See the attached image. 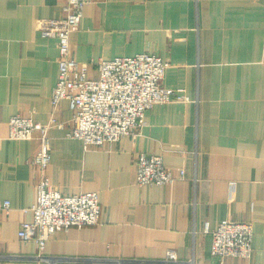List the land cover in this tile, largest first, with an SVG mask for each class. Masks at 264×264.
Wrapping results in <instances>:
<instances>
[{"label":"crops","instance_id":"crops-1","mask_svg":"<svg viewBox=\"0 0 264 264\" xmlns=\"http://www.w3.org/2000/svg\"><path fill=\"white\" fill-rule=\"evenodd\" d=\"M63 1L0 0V264H48L25 258L38 244L18 234L37 200L40 170L32 159L40 145L35 137L9 138L15 114L56 118L48 170L54 188L100 195V222L55 233L46 255L99 259L66 264L171 256L180 264H264V0H92L71 34L75 57L158 54L168 64L163 85L187 99L157 104L134 134L87 149L66 136L68 102L51 105L59 50L42 22L60 16ZM142 151L163 154L185 175L139 185ZM224 219L253 224L250 257L212 254L206 223L214 229Z\"/></svg>","mask_w":264,"mask_h":264},{"label":"built area","instance_id":"built-area-1","mask_svg":"<svg viewBox=\"0 0 264 264\" xmlns=\"http://www.w3.org/2000/svg\"><path fill=\"white\" fill-rule=\"evenodd\" d=\"M91 1L64 0L62 14L48 18L44 27V33L56 39L59 50V75L52 91V104L56 107L62 100H68L73 112V127L68 136L81 140L86 149L89 145L114 143L132 135L145 123L147 111L157 103L187 99L180 90L162 85L168 64L156 54L143 52L133 56L99 57L86 63L75 57L71 34L79 28L85 7ZM50 124L20 114L12 115L8 120L10 139L35 137L40 145L32 159L40 170L37 200L28 209L32 217L22 222L18 232L24 242L35 241L38 244V253L25 258L50 264L98 261L44 254L53 233L67 230L72 225H96L102 214L97 191L65 194L52 186L47 172L52 157ZM136 165V178L140 185L170 184L177 176L185 175V171L180 170L176 176L163 156L158 154L142 152ZM1 206L8 211L11 201L5 200ZM205 231L212 233L214 256L224 259L252 255L254 228L251 222L224 219L214 229L206 223ZM149 264L180 262L171 256Z\"/></svg>","mask_w":264,"mask_h":264},{"label":"rangeland","instance_id":"rangeland-1","mask_svg":"<svg viewBox=\"0 0 264 264\" xmlns=\"http://www.w3.org/2000/svg\"><path fill=\"white\" fill-rule=\"evenodd\" d=\"M48 19V18H47ZM47 19H44L43 20V22H42V30H43V32L45 31L44 30V27L46 26V21H47ZM45 35V34H44ZM47 36V35H46ZM52 37V36H51ZM141 53H143V52H141ZM146 53V52H145ZM148 53H151V52H148ZM153 54H155V53H153ZM156 55H158V54H156ZM158 56H160V55H158ZM59 75V74H58ZM57 83V82H56ZM56 85V84H55ZM162 85H163V81H162ZM164 86V85H163ZM55 87V86H54ZM165 87V86H164ZM54 89V88H53ZM172 89V88H171ZM174 90H177V89H174ZM51 97H52V94H51ZM62 101H67L68 102V100H62ZM61 101V102H62ZM172 101H175V99L174 100H172ZM61 102L56 106V107H54L53 106V104H52V101H51V105H52V107H53V109L55 110V109H57L58 107H59V105L61 104ZM171 102V101H170ZM68 104H69V102H68ZM157 104H161V103H157ZM157 104H155V105H157ZM155 105H153V107L155 106ZM69 107H70V104H69ZM152 107V108H153ZM1 108V107H0ZM150 110V109H149ZM148 110V111H149ZM72 111V110H71ZM147 111V112H148ZM147 114V113H146ZM23 116V115H22ZM72 119H73V112H72ZM52 121H54V122H52ZM73 121V120H72ZM47 123H51L50 124V127H51V125H53V124H55L56 123V118L54 117V116H52L51 118H50V120H49V122H47ZM73 123V122H72ZM61 126V125H60ZM72 127H73V124H72ZM72 127H71V129H72ZM70 129V130H71ZM70 130H68L67 131V133H66V136L68 137V138H72V137H69L68 136V133L70 132ZM138 130V129H137ZM136 131H134V133H135ZM133 133V134H134ZM49 136H50V145H51V150H50V152H51V155H52V137H51V135H50V128H49ZM72 139H76V138H72ZM79 140V139H78ZM79 141H81V140H79ZM82 142V141H81ZM82 145H83V147H84V143L82 142ZM90 146V145H89ZM89 146H87V148L89 147ZM97 146V145H96ZM101 146V145H100ZM85 148V147H84ZM86 149V148H85ZM142 152H144V151H142ZM142 152H139L138 153V155L140 154V153H142ZM148 153V152H147ZM152 154H157V153H152ZM138 155H137V157H138ZM158 155H162L163 156V154H158ZM163 158H164V156H163ZM165 160V159H164ZM51 161H52V157H51ZM136 161H137V158H136ZM50 164H51V162H50ZM50 164H49V166H48V169H47V172H48V175H49V167H50ZM170 168V167H169ZM173 170V169H172ZM176 174V176L177 175H179L180 174V171H179V173H177V172H175ZM136 175H137V165H136ZM50 177V176H49ZM137 177V176H136ZM179 177H183L182 175H180V176H177V178H179ZM176 178V179H177ZM175 179V180H176ZM174 180V181H175ZM136 181H137V178H136ZM173 181V182H174ZM173 182H171V183H173ZM138 183V182H137ZM170 183V184H171ZM139 184V183H138ZM169 184V183H168ZM140 185V184H139ZM145 185H149V184H145ZM166 185V184H165ZM143 186V185H142ZM86 191H96V190H86ZM80 192H83V191H80ZM80 192H74V193H80ZM98 192V191H97ZM64 193V192H63ZM65 194H73V193H65ZM99 194V193H98ZM99 197H100V195H99ZM101 203V202H100ZM102 206V205H101ZM102 215V214H101ZM101 219V218H100ZM84 226H91V225H84ZM72 227H83V226H78V225H72V226H70L69 228H72ZM68 228V229H69ZM63 230H65V229H63ZM63 230H58V231H56L55 233H57V232H59V231H63ZM55 233H53L52 235H54ZM50 239V238H49ZM46 250V249H45ZM38 253V252H37ZM36 253V254H37ZM44 254L46 255V253L44 252ZM35 255V254H34ZM46 256H48V255H46ZM159 260H162V259H159ZM46 263H48V262H46ZM67 263V262H66ZM66 263H61V264H66ZM48 264H50V263H48Z\"/></svg>","mask_w":264,"mask_h":264}]
</instances>
